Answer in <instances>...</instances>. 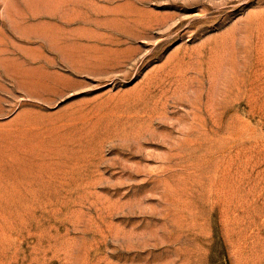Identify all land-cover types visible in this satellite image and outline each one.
I'll return each instance as SVG.
<instances>
[{"label": "rangeland", "instance_id": "374dc122", "mask_svg": "<svg viewBox=\"0 0 264 264\" xmlns=\"http://www.w3.org/2000/svg\"><path fill=\"white\" fill-rule=\"evenodd\" d=\"M53 1L0 0V264H264V0Z\"/></svg>", "mask_w": 264, "mask_h": 264}, {"label": "crops", "instance_id": "0c3cea01", "mask_svg": "<svg viewBox=\"0 0 264 264\" xmlns=\"http://www.w3.org/2000/svg\"><path fill=\"white\" fill-rule=\"evenodd\" d=\"M112 0H54L47 3L45 10L43 7L39 10V14L31 16L28 21L24 20V24H31V27L37 30L55 31L53 38L59 39L65 37V30H76L80 28L88 29L90 34L97 35V27L101 26V19L113 18L111 13ZM103 16L101 13H107ZM21 20V19H20Z\"/></svg>", "mask_w": 264, "mask_h": 264}]
</instances>
